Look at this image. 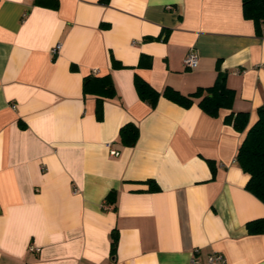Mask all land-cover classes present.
Listing matches in <instances>:
<instances>
[{"label": "crops", "instance_id": "0c3cea01", "mask_svg": "<svg viewBox=\"0 0 264 264\" xmlns=\"http://www.w3.org/2000/svg\"><path fill=\"white\" fill-rule=\"evenodd\" d=\"M92 74L116 90L102 119L83 92ZM220 74L236 96L218 117L199 99L152 107L135 85L189 96ZM261 108L264 37L242 0H0V264H264V232L247 228L264 203L237 163ZM238 113L243 132L225 123Z\"/></svg>", "mask_w": 264, "mask_h": 264}, {"label": "trees", "instance_id": "16d2710c", "mask_svg": "<svg viewBox=\"0 0 264 264\" xmlns=\"http://www.w3.org/2000/svg\"><path fill=\"white\" fill-rule=\"evenodd\" d=\"M109 0H101L107 3ZM38 4L51 9L59 8V0H38ZM243 16L255 25L256 35L264 37V0H242ZM136 89L140 99L155 107L163 95L183 107H191L196 99H199L200 108L211 117H218L221 109H232L236 96L235 91L228 88L226 76L220 74L216 83L210 88H200L194 94L184 96L178 91L167 88L163 94L156 91L146 81L137 77ZM85 95H95L97 100V115L102 119L103 100L113 98L116 90L110 75L97 77L90 75L83 81ZM249 116L245 113L231 114L225 119L227 125L233 126L236 131L243 132L247 128ZM139 138V129L134 124L125 125L120 131V140L126 146H134ZM237 163L240 168L250 176L247 190L264 203V108L259 110L258 122L249 130L239 149ZM151 190L158 191L159 187L154 181L149 180ZM115 205L116 194L111 192L105 201ZM250 234H262L264 232V219L254 220L247 225ZM119 241L117 231L112 233L111 252L115 255Z\"/></svg>", "mask_w": 264, "mask_h": 264}, {"label": "built area", "instance_id": "2783aa9c", "mask_svg": "<svg viewBox=\"0 0 264 264\" xmlns=\"http://www.w3.org/2000/svg\"><path fill=\"white\" fill-rule=\"evenodd\" d=\"M61 47H62L61 44H58L57 46H55V48L52 50V54L56 56L61 50ZM199 61L200 60H199L198 53L195 50H191L184 60V65L187 69L193 70L198 67ZM112 154L117 155V152L112 151ZM34 250H35L34 248H31V251H34ZM223 261H224L223 257L219 255H212L208 259L209 264H215V263H219ZM196 262H197L196 260H193V263H196Z\"/></svg>", "mask_w": 264, "mask_h": 264}]
</instances>
